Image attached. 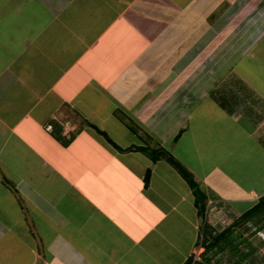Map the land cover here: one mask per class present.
Wrapping results in <instances>:
<instances>
[{"label":"crops","instance_id":"0c3cea01","mask_svg":"<svg viewBox=\"0 0 264 264\" xmlns=\"http://www.w3.org/2000/svg\"><path fill=\"white\" fill-rule=\"evenodd\" d=\"M139 147L264 195V0H0V264H184L193 191Z\"/></svg>","mask_w":264,"mask_h":264},{"label":"rangeland","instance_id":"374dc122","mask_svg":"<svg viewBox=\"0 0 264 264\" xmlns=\"http://www.w3.org/2000/svg\"><path fill=\"white\" fill-rule=\"evenodd\" d=\"M216 194H213V200L207 201L204 215L200 216L201 230L200 238L191 253L193 262L191 264H198L202 260L208 259V262L204 264H238L239 255L249 253L239 264H263L264 263V216L256 215L247 221L240 222L235 225L232 235L233 244L237 246L236 249H228L218 251L213 249L205 253L203 245L208 242L210 235L208 230L211 229V235L213 231L215 233L227 226L233 224L235 219L239 216L240 211L236 212L232 208L223 205L219 200L215 198ZM209 197V196H208ZM236 197V196H231ZM222 200L223 197H221ZM234 204V203H231ZM235 209H239L235 205ZM206 223V226H204Z\"/></svg>","mask_w":264,"mask_h":264},{"label":"trees","instance_id":"16d2710c","mask_svg":"<svg viewBox=\"0 0 264 264\" xmlns=\"http://www.w3.org/2000/svg\"><path fill=\"white\" fill-rule=\"evenodd\" d=\"M139 149L145 151L152 160H157L161 157L166 158V160L171 163L175 169L181 174V176L186 180L188 185L193 191L194 198H195V206L198 210L199 216L204 215L206 209V203L208 201L207 196L205 193L199 188L197 182L195 181L193 175L184 168L172 155H170L167 151L163 148H147V147H139ZM145 183L148 182L149 179V171L145 174ZM264 216V195L260 196L256 203H254L250 208L243 211L239 214V216L235 219L232 225L227 226L223 229L218 230L216 233L213 231V235H211V229L208 230V235H210V239L206 242L203 247L205 253L216 249L218 251L228 249H236L237 246L233 244L232 235L234 232L235 225L239 224L240 222L247 221L256 215ZM206 226V223H204ZM252 249L249 250L247 253H243L239 255V260L236 262L239 264L249 253H251ZM193 262L192 255H190L184 264H191ZM204 262H208V259L202 260L198 262V264H204ZM264 264V263H263Z\"/></svg>","mask_w":264,"mask_h":264},{"label":"built area","instance_id":"2783aa9c","mask_svg":"<svg viewBox=\"0 0 264 264\" xmlns=\"http://www.w3.org/2000/svg\"><path fill=\"white\" fill-rule=\"evenodd\" d=\"M46 128H47V129H50V128H51V125H47ZM213 233H214V232H213Z\"/></svg>","mask_w":264,"mask_h":264}]
</instances>
